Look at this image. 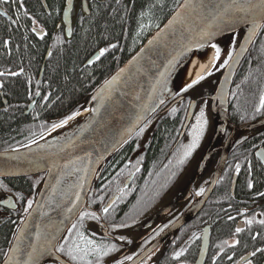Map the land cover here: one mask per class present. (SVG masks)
Listing matches in <instances>:
<instances>
[{"label":"flooded vegetation","instance_id":"obj_1","mask_svg":"<svg viewBox=\"0 0 264 264\" xmlns=\"http://www.w3.org/2000/svg\"><path fill=\"white\" fill-rule=\"evenodd\" d=\"M13 9V0H8L4 11L8 13L9 20L13 17ZM213 65L214 63L209 70L211 75H206L204 80L160 109L166 111L184 106L187 114L190 102L200 98V108L184 134L185 136L188 133L184 143L175 151L184 139L183 136L179 143L174 142L164 159L158 158L155 161L157 167H154V170L160 171L159 176H149L150 174L139 176L143 171L145 151V148H141L134 149L128 164L118 170L116 164L110 165L108 161L94 183L93 191L99 187L103 192L100 190L93 194L92 199L88 200L87 209L84 210V212H94L99 217V219L86 217L93 221V236L89 238L97 242L104 241L103 238H110L109 244L114 243L118 246L116 252L109 253L103 258V264H129L154 242L161 240L163 241L155 250L138 264H195L200 256L203 235L206 231L209 232V242L203 264H264V252L251 255L256 249H264V224L260 223L264 220V195H261L264 193V122H261L264 121V108L260 107L261 96L264 95V78L258 83V100L251 106L250 113L238 109L232 112L230 98V121L225 126H221L214 140L216 125L213 123L215 120L210 95L216 89L223 70L217 71L216 66ZM245 65L247 66L242 69L248 67V71L235 87L238 101L249 88L247 84L256 80L255 77L247 76L251 72L253 62H246ZM201 108L205 111L208 123L197 146L189 156L184 157L186 146L193 140L192 130L195 125L193 123L200 114ZM164 153L165 149L162 152L163 156ZM206 156L207 160L199 170L200 163ZM181 158H183L182 163ZM163 162H166V165H162ZM180 164L184 171L177 172V166ZM237 165L240 166L239 171ZM166 166H169L170 173L168 176H163L162 171ZM220 167L219 177L213 184ZM131 175L133 177L126 186V181ZM257 176H262L263 179L254 186ZM242 177L246 182L244 189L239 183ZM151 180L152 188L147 191L148 194H145L144 191ZM249 181L253 185L251 188L248 187ZM201 188L204 192L197 195ZM208 191L210 193L206 201L192 217L193 219L170 235H166L180 218L197 207L196 199L200 201ZM9 193L13 195L19 207L11 210L0 205V220L16 217L14 211L21 209L27 201V198L23 199L24 195ZM131 203L134 204L130 213L127 215L122 213L116 221L119 212L131 208ZM109 204H112V207L106 214L103 208L108 207ZM168 207L170 208L167 210ZM229 216L233 219L229 220ZM248 220L252 223H247ZM223 223L228 224L229 227L217 232V227ZM120 224L126 226L111 227ZM237 227L241 228L240 233H236ZM235 240H239L240 243L233 245ZM225 241L228 243L226 244ZM182 249L185 250L183 255L174 258V253Z\"/></svg>","mask_w":264,"mask_h":264},{"label":"water","instance_id":"obj_2","mask_svg":"<svg viewBox=\"0 0 264 264\" xmlns=\"http://www.w3.org/2000/svg\"><path fill=\"white\" fill-rule=\"evenodd\" d=\"M42 1L45 4V1ZM244 2L245 0H237V3ZM251 2L259 5L261 0ZM231 3L232 0H182L143 46L129 57L115 74L113 72L104 79L86 97L84 109L78 113L90 110L91 114L71 136L57 144L45 146L41 142L46 134L34 143L9 151H0V179L43 175L32 206L27 213L25 212L0 264H6V261L7 264L26 262L32 264L28 256L32 251L31 245L39 248L53 236L56 238L53 242L59 244L80 213L87 209L89 194L108 159L169 101L163 100L164 94L177 70L198 48L195 43L198 42L210 49L211 44L241 31V39L233 51V60L225 65L216 89L210 95L216 125L214 140L216 139L221 126L230 121L229 98L235 75L255 42L259 30L264 26V13L259 9L241 20L218 19V13ZM83 6L88 12L86 0H83ZM65 12L68 13L67 18L64 16ZM74 12L75 0H72L71 9L66 0L62 23L68 37L72 35ZM253 21L262 26L256 29L257 34L249 40L246 37L251 35ZM209 28L216 34L210 40L201 39V33ZM99 53L100 51L96 52L90 60L93 62ZM113 77L117 79L113 80ZM106 81L110 83L106 84ZM199 102L200 99L191 101L176 144L183 138ZM33 105L32 103L30 106L31 110ZM206 160L207 156L201 161L199 170ZM221 167L213 184L219 177ZM132 177L133 175L127 179L126 186ZM209 193L210 191L205 194L200 205L180 218L166 235H170L193 219ZM9 196L10 202L4 203ZM0 205L11 210L19 207L10 193L0 199ZM37 232L40 233L39 238ZM208 238L209 232L206 231L203 235L201 253L195 264H203L208 249ZM162 241L154 242L129 264H138ZM12 249L18 251H11ZM60 259L66 258L61 255ZM48 262L57 263L56 257L45 255L39 259V264ZM68 264L72 263L68 261Z\"/></svg>","mask_w":264,"mask_h":264},{"label":"trees","instance_id":"obj_3","mask_svg":"<svg viewBox=\"0 0 264 264\" xmlns=\"http://www.w3.org/2000/svg\"><path fill=\"white\" fill-rule=\"evenodd\" d=\"M46 1L48 13L44 11L40 0H26L29 10L36 9L34 13L38 16L19 21L14 18L16 25L0 16V73L2 74L0 76V93H2V96L0 95V151L34 143L55 125H60L61 121L68 117L72 118L84 109L86 97L94 91V88L96 89L104 79L125 63L182 0H86L88 12L83 10L82 0H80L73 15L71 38L66 36L63 26L58 28L65 0ZM34 19L45 29V34L41 38L31 29ZM111 45L116 47L112 48ZM49 47H51V55L45 60ZM102 48L107 49L104 55L99 60L95 59L91 64L86 65V60ZM250 61L253 62V68L247 76L257 78L247 84L249 88L238 101V92L235 87L248 71L247 68H242L247 66L246 62ZM44 62L39 80L41 65ZM239 69L231 90L230 109L232 112L237 109L243 110L248 114L251 112L250 108L255 102L254 99L258 100L259 78H264V26ZM11 73H17V75H11ZM37 91H40V97L34 108L26 114L32 101L29 96L33 97ZM46 96L48 98L44 99ZM2 97L7 100L6 106L2 102ZM184 108V106H177L175 112L172 111L174 108L166 111L159 110L108 159L109 164H116L118 170L128 164L134 149L145 148L143 171L139 173V176H146L148 172H151L149 176H159L160 171L154 170V167H157L155 161L165 157L180 136L184 122ZM187 134L175 151L184 143ZM162 165H166V162ZM180 166L181 164L177 166V172L184 171L183 166ZM169 173V166H166L162 175L168 176ZM255 178L254 186L263 179L262 176ZM41 181L42 176L0 179V185L4 186L0 187V197L9 192H16L24 195L23 199L33 201ZM239 183L244 189L245 178L242 177ZM151 188L152 180L144 193L148 194L147 191ZM100 190L103 192L99 187L95 188L89 200ZM133 204L131 203V208L119 212L115 220L118 221L122 213L129 214ZM24 209L25 205L14 211L16 217L0 220V262L25 214ZM79 219L80 216L75 223L78 224ZM83 223L84 227L80 230L86 236L92 237L93 221L86 218ZM227 227H229L228 224L223 223L217 227L216 231L227 229ZM71 235L75 236V230ZM69 236L68 231L64 238ZM64 238L59 244L65 242ZM103 240L105 243H111L110 238H103Z\"/></svg>","mask_w":264,"mask_h":264},{"label":"snow or ice","instance_id":"obj_4","mask_svg":"<svg viewBox=\"0 0 264 264\" xmlns=\"http://www.w3.org/2000/svg\"><path fill=\"white\" fill-rule=\"evenodd\" d=\"M187 6V5H185ZM68 7L71 9L72 7V0H68ZM256 9H259L261 13H264V0H261L260 4L257 5L255 3H252L251 0H245L244 3H237V0H232L231 4H228L223 7L222 11L218 13L217 18L218 19H224L227 18L229 21L233 20H241L245 19L249 13H253ZM27 14V13H25ZM238 14H243V15H238ZM68 13L65 12L64 16L67 18ZM15 22V21H13ZM171 23V22H170ZM254 27L250 29V36L246 37V39L251 40L253 36H255L256 29L260 28L262 25L259 23H256L253 21ZM33 31H36L34 28ZM216 33L211 31L210 28L209 30H205L201 33V39H211L212 36H214ZM233 44L236 43L235 40L232 41ZM195 46L198 48L203 47V44L200 43H195ZM110 47L115 48L116 45H111ZM187 48V46H185ZM243 47V46H241ZM211 48L215 50V55H214V67H215V62L220 60L221 53L224 51L218 44H211ZM107 51V49H100V53L98 56L95 57L96 60H99L101 56L104 55V53ZM51 55V53H49ZM233 60V51H228L227 53V58L223 61V64H220V67H224L225 65H228L229 62ZM89 63H92V60H89ZM171 63V62H170ZM123 71V70H121ZM211 72H208L207 75H211ZM11 75H17V73H11ZM117 79V77H113V80ZM205 76L201 75L195 79H192L190 83L186 84L184 88L181 89L183 92H187L189 89L193 88L194 85L198 84L200 81L204 80ZM106 84L110 83L109 81L105 82ZM36 95L39 96L40 93L39 91L36 92ZM48 97H44V99H47ZM162 103V101H161ZM191 104V102H190ZM260 107L264 108V95L261 96L260 100ZM173 112L176 111V109H172ZM67 119H71V117H68ZM67 119L64 121H61V125L64 123H67ZM196 124L193 126L192 130V136L193 140L191 144L186 146V150L184 152V157H187L191 154L192 150L197 146L199 143L200 137L203 134L204 128L208 123V120L205 118V111L203 108L200 109V114L196 118ZM59 126V125H55ZM180 162H183V158H181ZM237 171H239L240 166H236ZM252 182L249 181L248 187L251 188ZM0 187H4L3 185H0ZM10 191V190H9ZM204 192V189L201 188L200 192L197 193V195H200L201 193ZM17 196H20L19 193L16 194ZM261 195H264V193H261ZM22 198V197H21ZM11 200V197L7 200H4V203H9ZM115 201H113L114 203ZM33 201L31 199L28 200L27 204L28 207L24 209V211L27 213L28 209L31 208ZM112 207V204H109L108 207L103 208L104 213H108L109 208ZM71 211V209H69ZM88 217L91 219H99V217L96 215L94 212H81L80 213V219L77 223L72 224L71 229H68L70 236L64 238L65 242L61 244L54 243L55 237L53 236L51 239H48L44 245H41L39 248H37L35 245H31L32 251L29 252V260L32 261V264H39V259L42 256L48 255V256H55L57 264H68V261L74 262V264H103V258L108 256L109 253L114 252L116 250V245L115 244H109L105 243L103 241L97 242L94 239H90L88 236L84 234L82 229L84 227V218ZM229 220L233 219V217L229 216ZM247 223L251 224L252 221L248 220ZM261 224H264V220L260 221ZM79 225V227H78ZM126 225L120 224V225H112L111 227L116 228V227H125ZM75 230V236L72 237L71 233L72 231ZM236 233L241 232V228L237 227L236 228ZM40 233L37 232V238H39ZM19 239V237H17ZM120 239H124V237H120ZM227 244L228 242L225 241ZM240 243L239 240H235L233 242V245H238ZM11 251H18V249H12ZM184 249L177 251L174 253V258H179L183 255ZM256 252H264V249H256L255 252L251 253L252 256L256 255ZM63 255L67 259L61 260L60 256ZM127 259H131V257H126ZM231 259V257H229ZM243 259V258H242ZM7 264V261H6ZM27 264V262H26Z\"/></svg>","mask_w":264,"mask_h":264},{"label":"bare ground","instance_id":"obj_5","mask_svg":"<svg viewBox=\"0 0 264 264\" xmlns=\"http://www.w3.org/2000/svg\"><path fill=\"white\" fill-rule=\"evenodd\" d=\"M44 1H45V4L43 3L42 0H40V3L42 4L44 11L48 13L49 8H48V5H47V1L46 0H44ZM6 2H8V0H0V16H2L5 19H7L13 25H16V21L13 22L14 21V18L17 21H19L20 19L21 20L22 19H25L26 20V19L35 18V16H38V15H36L34 13L36 11V9H34V11H30L29 10L28 6L26 5V0H13V2H14V9H13V13L12 14H13V17L14 18L12 17V19L9 20V18H7V17H9L8 13L6 11H4V8H6ZM78 4H80V0H75V11H76V7H77ZM81 4H82V7H83V10L85 11L84 6H83V0H82V3ZM65 6H66V0H65V5L63 7V11H64ZM63 11H62V14H63ZM88 11H89V8H88ZM25 13H27V14H25ZM168 17H170V15ZM35 20L36 19H34V21H32V28L31 29L33 31V29L35 28L36 31H33V32H35L41 38L45 34V29H44V27L38 25ZM60 26H63L64 27V31H65V26L62 23V17H61L60 23H58V28ZM261 30H259V33H258L257 37L260 35ZM153 31L155 32L156 30L154 29ZM152 33H151L150 36H148V38L145 41H147L152 36ZM65 34H66V32H65ZM68 38H71V37H68ZM144 43H142L136 51H138L143 46ZM49 53H51V47H49L48 50H47V53H46V56H45V60L48 59ZM91 58H92V56H90L86 60V65L91 64V63H89V60ZM213 60H214V53H213L212 50H209V47L203 46L201 48H197L196 51H194L193 53H191L187 57V59L185 60V62L177 70V73L175 74V76L171 80V82H170V84H169V86H168V88H167V90H166V92L164 94L163 100L168 101V100L172 99L173 97L177 96L178 94H180L181 92H183V91H181V89L184 88L186 86V84L190 83L192 79H195V78H197V77H199L201 75H204L205 76L208 73L210 67L212 66ZM44 65H45V62L42 63V65H41V73H40V76H39V80L41 79ZM121 65H124V64H121ZM119 67L117 69H119ZM251 68H253V65L251 66ZM117 69L115 70V72L117 71ZM115 72H114V74H115ZM1 75L2 74L0 73V76ZM255 78H257V77L255 76ZM261 80L262 79L260 77L259 78V82ZM29 89L31 90L30 87H29ZM39 93H40V91H39ZM0 95L2 96V93H0ZM29 97H30V100H32V101H30L29 107H28V109L25 112L26 114L30 112V110H31L30 109V106H31L32 103L34 104L33 105V108H34V106L36 105V102L39 99L40 95L37 96L35 94V95H33V97H31V95ZM2 98H3V101L2 102L6 106L7 105V100L4 97H2ZM254 100L256 102L257 101V98H255ZM90 114H91V111L90 110L81 111L80 113H78L77 115H75V118L73 117L71 120H68L67 123H64L62 125H59V126L55 127L54 129L50 130L49 133L43 138L41 144L42 145H45V146H51L53 144L59 143L60 141L64 140L65 138H68L69 136H71V134H73L75 132L76 129H78L85 122V119L88 118ZM118 149H120V148H118ZM1 151H5V150H1ZM117 151H115L114 154ZM150 173L151 172H148V175ZM32 177H37V176H32ZM24 178H28V177H24ZM197 199H196L195 204L198 206V205H200V203L202 202L203 199H201L200 201H198ZM70 263H72V262H70Z\"/></svg>","mask_w":264,"mask_h":264},{"label":"rangeland","instance_id":"obj_6","mask_svg":"<svg viewBox=\"0 0 264 264\" xmlns=\"http://www.w3.org/2000/svg\"><path fill=\"white\" fill-rule=\"evenodd\" d=\"M242 36V32H238V33H235V34H232V35H230L229 37L227 36V37H225L226 39H221V40H219L217 43H215V44H218L222 49H224V51H222V53H221V57H220V60L219 61H216L215 62V66H216V70L217 71H219V70H223V68L224 67H220V64H223V61L227 58V53H228V51H234L235 49H236V46H237V44H238V42H239V40H240V37ZM233 40H235L236 41V43L235 44H233L232 43V41ZM209 50H212L213 51V53H214V55H215V50L214 49H212L211 47H210V49ZM213 63H214V60H213ZM212 63V64H213ZM205 93H207V91H205ZM188 104H189V101L187 102ZM198 107H199V105H198ZM200 108V107H199ZM198 109V108H197ZM197 111V110H196ZM185 115H186V109L184 108L183 109V121L185 120ZM184 123V122H183ZM214 123V125H215V122H213ZM193 124H196V120H194V123ZM183 126V125H182ZM182 129V128H181ZM181 132V131H180ZM28 200L29 199H27V201H26V203H25V208H27L28 207V204H27V202H28ZM111 221V220H110ZM45 264H53L52 262H48V263H45Z\"/></svg>","mask_w":264,"mask_h":264}]
</instances>
